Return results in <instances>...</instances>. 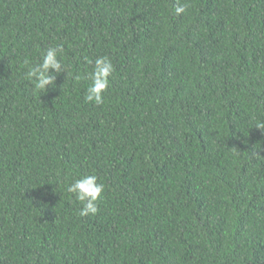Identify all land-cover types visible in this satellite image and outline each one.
<instances>
[{
    "label": "trees",
    "instance_id": "obj_1",
    "mask_svg": "<svg viewBox=\"0 0 264 264\" xmlns=\"http://www.w3.org/2000/svg\"><path fill=\"white\" fill-rule=\"evenodd\" d=\"M53 45L68 74L35 90L22 61ZM258 123L264 0H0V264H264Z\"/></svg>",
    "mask_w": 264,
    "mask_h": 264
},
{
    "label": "clouds",
    "instance_id": "obj_2",
    "mask_svg": "<svg viewBox=\"0 0 264 264\" xmlns=\"http://www.w3.org/2000/svg\"><path fill=\"white\" fill-rule=\"evenodd\" d=\"M174 11L176 15H180L185 11V7L177 2ZM63 54V45H53L42 51L38 62L28 57L23 59L22 64L26 69L24 76L35 90L45 92L49 86L55 87L57 77L61 73H67V67L63 63ZM89 64L93 67L87 74L90 84L86 89L84 99L87 103L99 106L104 103V93L109 87V78L115 69L111 59L107 56L97 57L94 61L90 60ZM76 79L79 80L81 77L77 76ZM256 127L264 130V123H258ZM104 188V184L98 181L95 174H86L74 178L71 183L67 184L66 191L73 194L75 200L82 205L79 214L87 216L95 215L99 211L97 201L101 199Z\"/></svg>",
    "mask_w": 264,
    "mask_h": 264
}]
</instances>
